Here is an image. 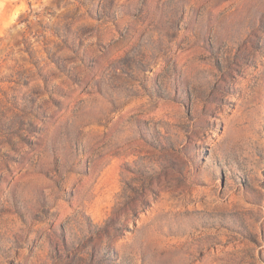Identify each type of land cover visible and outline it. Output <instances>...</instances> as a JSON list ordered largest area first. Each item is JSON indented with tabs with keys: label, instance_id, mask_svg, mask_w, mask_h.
Here are the masks:
<instances>
[{
	"label": "rangeland",
	"instance_id": "obj_1",
	"mask_svg": "<svg viewBox=\"0 0 264 264\" xmlns=\"http://www.w3.org/2000/svg\"><path fill=\"white\" fill-rule=\"evenodd\" d=\"M0 264H264V0H0Z\"/></svg>",
	"mask_w": 264,
	"mask_h": 264
}]
</instances>
